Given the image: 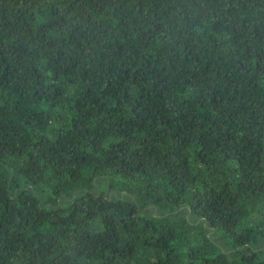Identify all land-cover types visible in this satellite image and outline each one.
<instances>
[{
  "label": "trees",
  "instance_id": "16d2710c",
  "mask_svg": "<svg viewBox=\"0 0 264 264\" xmlns=\"http://www.w3.org/2000/svg\"><path fill=\"white\" fill-rule=\"evenodd\" d=\"M0 264H264V0H0Z\"/></svg>",
  "mask_w": 264,
  "mask_h": 264
}]
</instances>
